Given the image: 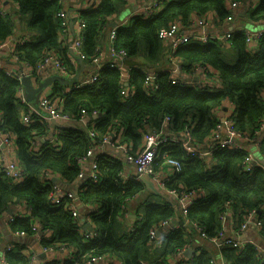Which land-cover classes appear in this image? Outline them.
Here are the masks:
<instances>
[{"label": "trees", "instance_id": "1", "mask_svg": "<svg viewBox=\"0 0 264 264\" xmlns=\"http://www.w3.org/2000/svg\"><path fill=\"white\" fill-rule=\"evenodd\" d=\"M12 1L16 6L11 13L3 15L0 12V41L18 36L21 41L16 44L15 52L34 68L51 51L57 52L73 68L68 58L69 42L62 37L61 18L58 16L63 7L60 0ZM228 1L167 0L160 11L147 18L135 15L128 27L118 28L116 38L111 43L116 50L127 51L129 59L125 62L130 68V85L135 88L125 101L121 94V70L108 66L109 62L104 63L92 84L73 87L66 92L67 85L55 82L53 94L64 96V112L69 113L77 123H80L82 110L92 114V119L93 112H97L93 126L54 127L49 121L38 118L24 122L22 117L28 106L16 96L22 84L0 70V132L15 136L16 157L25 173V179L17 183L0 172V219L13 205L25 204L29 208L28 215L9 219L7 227L1 229L0 237L4 234L14 237L13 234L17 232H25L27 236L41 232L39 242L43 249L49 246L55 250L65 247L75 254V260L52 259L46 264H74L77 260L83 263L89 257L99 255L120 259L123 264H144L143 261L152 264L156 260H152V257H156V254L167 262L168 257L190 243L189 232L176 229L163 243L151 248L150 231L172 216L182 217L177 215L172 203L167 200L161 203L146 197L141 206L143 213L138 214L134 225L128 230L124 228L122 220L128 218L122 216V206L148 189L139 180L125 182L121 179L119 173L124 169V162L119 157L103 152L97 162L99 182L95 183L89 178L81 182V203L96 206V209L86 210L85 213L92 223V230L96 232L94 238L85 237L80 229L83 222L79 217L50 201L48 194L53 185L50 180L44 179V174L51 170L60 175L66 183L65 187H73L81 171L78 160L90 148L103 145L111 132L135 148L141 142L143 132L161 127L166 115L171 120L170 132L183 137L189 131L194 143L206 144L220 119L215 110L222 108L226 100L234 104L233 128L250 142H258L264 155V33L254 47L248 45L244 28H236L230 31L229 47L227 43L221 44L216 40L193 41L169 53L182 61L187 72L199 66L214 68L220 82L218 87L207 86L200 90L173 84L170 80L172 72L162 68L165 45L158 35L159 30L177 18L188 25L190 17L206 15L210 11L217 12L220 18L229 17ZM234 1L242 3L251 19H264V0H260L254 9L247 4L248 0ZM128 3L129 0H102L96 8L82 10L80 19L85 27L81 51L85 54L86 65L91 66L93 58L101 55V36L113 16ZM17 28L20 30L18 35ZM138 56H144L146 60L140 61ZM141 66L156 74L154 84L159 88L152 90V94L146 93L145 73ZM91 130L96 133L95 136L90 134ZM178 144L163 149L168 157L184 162L182 169L172 175L169 184L186 191L201 188L208 192L207 198L199 199L190 206L187 215L208 236L202 238L198 230L192 225L189 227L191 230L193 227L202 241L191 258V264H212L216 254L212 244L216 243L210 239L218 237L223 231L221 214L228 202L237 224L242 221L246 210L256 208L263 225L256 231L259 238L248 241L244 249L221 244L226 262L264 264V253L259 250V246L263 247L264 244V168L253 165L251 173L245 172L243 161L249 153L244 149H217L213 152L211 164L203 159L187 158L189 156H186L184 148ZM162 161L163 158L158 160L156 167ZM148 191L153 196L154 192ZM46 230L51 234L46 235ZM13 240V247L5 251L6 260L9 264H29L30 258L21 251L26 245ZM163 262L157 260L155 264Z\"/></svg>", "mask_w": 264, "mask_h": 264}, {"label": "built area", "instance_id": "2", "mask_svg": "<svg viewBox=\"0 0 264 264\" xmlns=\"http://www.w3.org/2000/svg\"><path fill=\"white\" fill-rule=\"evenodd\" d=\"M161 1L163 0H154L152 5L144 8V12L143 14H140V16L147 18L150 14L156 11L154 10L156 5ZM60 2L63 5L62 9L58 13V16L61 18L62 37H64V39L66 37L65 42H69L70 54L68 55V58L73 68L69 64L65 63L63 58L55 51L49 52L43 62H41L36 68L30 66L29 63L22 61L16 54L15 46L21 40H19L18 37L16 38L13 36V39L10 37L5 41H0V53L2 50H6L9 53L8 60L1 58L0 55V70H3L8 76L17 79L19 82L22 81V78L29 76L35 86H37L49 74H58L65 78H73L76 75L77 69H79L80 66L79 60L81 59L83 64H85V54L81 51V38L85 24L80 19V13L83 9L96 8L98 4L102 2V0H60ZM228 2L230 3V7L233 12L236 11L240 5H242V3L234 0H229ZM3 5L4 0H0V12L3 15H6L8 11L3 7ZM151 6L154 8L152 9ZM196 25L201 27L207 25L205 15L197 16V18L194 16L190 17L188 25H184L182 21L177 18L170 22L167 27L161 28L158 32V35L162 39L163 44L169 49V52L172 53H174L179 46L193 41L207 42L214 39L221 44H230V32H227L221 36H215L213 38L206 34L196 35L192 32ZM120 27H122V23L116 22L109 30L110 45L108 51L110 55V62L107 63V65L112 68H119L121 70V94L122 100L125 101L129 95L134 93L135 88L130 85L131 74L128 72V70L124 69V66L127 64L125 61L129 59L127 51L125 49L116 50L111 43L116 38L117 29ZM244 30L247 43L252 47L254 46L252 43L255 42L257 44L260 36L264 33L262 31L251 33L250 30L246 28H244ZM92 62L93 63L91 66L86 64L83 66L86 69H82L80 77L75 84L68 85L69 87L66 89V92H69L73 87L80 88L96 81L102 67L104 66L102 53L101 55L95 56ZM180 67L182 68L183 66ZM141 68L145 73L144 87L146 89V93L152 94V90L159 88V85L154 84L156 74L152 70H148L142 66ZM211 70H213L211 66H199L194 69V71L187 72L189 75L188 77H182L180 75H176L175 72H172L170 80L173 84H179L185 87H193L200 90L207 86L218 87L217 84L219 79L217 78L216 73H211ZM214 76L217 78V81L214 80ZM16 92V96L19 98V100L28 106V110L22 117L24 122L28 123L35 118L47 121L56 120L61 124L74 122L72 120V116L69 113L64 112V96L54 95L53 92L45 93L40 97L38 104L35 105L27 101L23 85L20 86ZM233 112L234 109L227 110L224 115L220 117L219 122L216 124V127L213 130L212 136L208 139L206 144L202 145H198L192 141L189 136V131L183 137L170 132L169 122L171 120L167 115L163 118L161 127L149 129L147 132H143L142 140L136 145L135 148H131L128 143L121 141L118 134L111 132L110 135L104 139L103 145L90 148L86 155L78 160L81 171L73 187L67 188L65 187L64 183L61 184L60 180H62V178L60 175L54 174L51 170L45 171L44 179L50 180L53 185L48 197L55 205L62 206L64 209L70 210L75 217H79V204L81 201L79 190H76V187H78L77 183L85 178H89L95 183L99 182L100 177L98 176L97 163L98 156L103 152H106V145L111 144L112 148L110 151H107V153L112 154L115 157H119L124 162V169L119 173L121 179L125 180V182L130 180L141 181V177L143 175L147 176L155 182L156 187L166 196L167 201L172 203V208L177 212V215H182V217L172 216L166 220H163L157 225L155 229L150 231L151 248H155L163 243V240L170 234L172 230L185 229L186 231H189V227L191 225L201 233L200 235L202 238H208L205 230H203L202 227H200L195 222H191L187 218L190 206L199 199L207 198L208 192L201 188L186 191L183 188L177 189L171 187L169 182L172 181V175L182 169L184 162L182 160L168 157L167 154H164L167 151H164L163 153V149L165 146L180 143L178 146H182L184 148L186 156H189L187 158H198L207 162L210 158H213V152L217 149H246L244 140L247 139V137L240 132H237L233 128ZM95 115H98V113L93 112V117ZM1 120L2 113L0 112V122ZM92 121H94L92 119V114H88L86 110H82L80 124L87 126L88 124L90 125ZM263 129L264 124L262 126V130ZM90 134L92 136L96 135L93 130L90 131ZM0 141L2 144L1 146H3L2 148L5 147L9 152L15 149V136L13 134L8 132H0ZM255 143L259 147L258 142ZM6 155H8V152L4 154L0 151V172H3L7 176L11 177L14 182H22L25 179L24 170L16 158L8 157ZM161 158H163L161 165L156 167L157 161ZM87 162H90L91 164L90 172H85L84 170ZM243 165V170L245 172H252L253 166L250 164L249 154L247 158L244 159ZM260 166L264 168L263 165ZM54 177L57 178L56 181H52ZM137 196L138 195L133 197L131 200L137 198ZM81 204L82 207L86 208V210L92 211L96 209V206L94 205ZM225 206L226 209L221 214L223 217L222 224L224 223L226 216L228 217V215H230L229 210L232 208L229 202L226 203ZM121 214L125 218H128L133 214L128 212L126 203L122 206ZM87 220V222H91L90 219ZM262 225L263 221L260 219L258 210L256 208L246 210L243 213V219L238 225L235 236H225L224 232L221 231L218 237L210 240L216 244H225L238 249H244L248 240L242 241L240 240V236L250 229H253L254 231L260 230ZM38 228L39 225H37V230ZM80 229L84 231L86 238H94L96 236L95 230H84L83 223ZM45 234L50 235L51 231L46 230ZM16 235L23 237L27 236L25 232H17L15 236ZM189 245L190 244L188 243L184 248L179 249L171 256L178 257L180 262H183V264H191L189 258H192L197 250L192 249L193 253L188 258L186 254L190 249ZM12 247L13 244H10L7 247V250L11 249ZM62 250H66V248L62 247ZM259 250L263 251V247L259 246ZM21 251L24 253V249ZM43 251L48 253L57 250L49 246L45 247ZM27 256L30 258L29 264H34V257L29 255ZM1 257V264H9L6 260L5 252ZM69 259L75 260V254H71ZM107 259L108 258L105 255H99L89 257L83 263H80L77 260L74 262V264H108ZM46 262L44 264H46ZM143 263L149 264L147 261H143ZM211 263L217 264L214 259Z\"/></svg>", "mask_w": 264, "mask_h": 264}, {"label": "crops", "instance_id": "3", "mask_svg": "<svg viewBox=\"0 0 264 264\" xmlns=\"http://www.w3.org/2000/svg\"><path fill=\"white\" fill-rule=\"evenodd\" d=\"M167 0H163L161 1L159 4L156 5V8L154 10L160 11L162 9V7H164L165 3ZM154 3V0H129L128 5L130 7V16L129 17H124V19L119 20V12H117L114 16L112 21H110V24L108 25L107 29L105 30L104 34L101 36L100 41H99V45L100 48L102 50V60L103 63L106 62H110V55H109V45H110V41H109V35H110V28L112 26H114V23L116 22H129L130 20L132 21V18L135 15H140L143 14L144 12V8H146L147 6H150ZM260 0H248L247 4L250 5V8H255L259 5ZM228 10L231 12V15L229 17H225V18H220V16L218 15L217 12L215 11H210L209 13H207L205 15L206 20H207V25L201 27V26H197L192 30V32L196 35L198 34H206L209 35L211 38L215 37V36H221L226 34L227 32H230L236 28L241 29L245 26L250 25V27L248 28L250 30L251 33H256V32H264V19H260V20H253L249 17L248 14H246V8L243 5H240L239 8L233 12V10L230 7V3L227 2L226 3ZM15 3L12 0H4V5L3 7L5 9H7V11L9 13H11V10H13L15 8ZM152 7V6H151ZM154 7H152L153 9ZM154 12V13H155ZM195 18H197L196 15H194ZM145 18V17H142ZM17 22H19V20H17ZM125 27V26H122ZM128 27V26H127ZM20 29V27H19ZM20 33V30L18 31L17 28V35ZM16 38L18 36H15ZM14 37L12 36V39ZM213 41H215L213 39ZM11 43V42H10ZM227 47H229V44H226ZM252 45L256 46V43H252ZM253 46V47H254ZM169 49L167 48V46H165V53H164V57H163V65L162 68L166 69V70H170L171 72H175L176 75H180L182 77H188L189 75L187 74V71L180 66H183L182 61L177 57V56H172L171 54H169ZM1 58L3 59H9V53L6 50H2L1 53ZM138 60L140 61H144L146 60L144 56H138ZM128 64V63H127ZM124 66V69L128 70V72L130 73V68L128 67V65ZM86 69V68H85ZM211 73H216V71L211 70ZM52 75V74H49ZM48 75V76H49ZM217 75V74H216ZM206 77V76H205ZM218 78V77H217ZM217 78L214 76V80L217 81ZM219 79V78H218ZM34 84V83H33ZM35 86V85H34ZM38 86V85H37ZM217 86H220V82L218 81ZM69 86L66 87V89ZM53 85L48 87L46 89V91L43 93H52L53 92ZM48 91V92H47ZM42 94V95H43ZM230 109H234V104H232L230 101H224L222 108L215 110L216 115L222 117L224 115V113L227 110ZM94 119V118H93ZM51 126H56V127H62V125L59 124H55L53 123V121H49ZM76 123L75 125L83 127L82 124L77 123V122H73ZM63 126H68V125H63ZM264 130V129H263ZM244 144L246 149L249 152L250 155V164L253 165H263L264 166V157L262 156V153L260 152L259 147L255 144L252 143L250 141H248L247 139L244 140ZM1 141H0V151L4 154H6L8 152V157H12V158H16L17 159V155L15 153V149L12 150L11 152H9L5 147L2 148L3 146H1ZM111 144L106 145L105 150L106 153L107 151L111 150ZM18 160V159H17ZM19 162V161H18ZM209 163H213V158H210ZM91 169V164L90 162L86 163V166L84 168L85 172H90ZM86 179V178H85ZM84 180V179H83ZM60 182H63V179L60 180ZM81 181H79L78 184V189H76L77 191L80 190V186H81ZM64 185L66 184L65 182H63ZM146 197H150V193L148 190L144 191L143 193H140L137 198L133 199V200H129L127 202V210L129 213H133V215H131L130 217H128V219H124L123 224H124V228L126 230L129 229V227L132 225H134L138 214H142L143 210L141 209V206L143 204V202L146 200ZM151 199L152 195H151ZM13 213V214H11ZM85 213H86V208L85 207H80V216L79 219L84 222V221H88L85 217ZM230 215H228V217L226 216V219L223 223V232L225 236H235L236 230L238 228L237 222L234 220V218L232 217L233 214V210L232 208L229 210ZM29 214V208L28 206H26L25 204L23 205H13L6 213V215L0 219V231L2 228L5 227V222L10 218V217H14L17 215L20 216H25ZM134 216V217H133ZM142 217V215H141ZM88 223V222H87ZM3 226V227H2ZM92 230V229H91ZM3 231L5 232V229H3ZM90 231V230H88ZM189 241L190 245V249H196L198 251V248L202 245V241H200L201 239L198 238V235L195 233L193 227L192 230L191 228H189ZM248 232V236H250V239L247 237L246 240L248 241H252L251 240V236L256 238H259L256 231H254L253 229H250L247 231ZM39 237H40V233H37L35 235H32L30 237H28L27 242H26V246L24 247V254L27 256H32L34 257V264H44L46 261L56 259V260H61V261H65L68 260L69 256L71 254H73V252L66 250H62V249H58L57 251H53V252H44L43 251V247L41 246L40 242H39ZM15 241L13 240V237H10L8 234H4L2 237H0V260H1V256L3 255V253L7 250V247L14 243ZM196 247H195V245ZM264 247V244H262ZM221 244H212V249L214 251L215 256L213 257V259L216 261L217 264H226V260L222 254L221 251ZM23 250V249H22ZM263 252H264V248H263ZM192 254V253H191ZM191 254H187L186 256L189 258V256H191ZM107 263L108 264H123V261H120V259H116V258H112L110 256H107ZM159 260L160 262H163V259L161 256H159V254H156V257H152V260ZM189 260L191 261V258H189ZM120 261V262H119ZM1 264V263H0ZM162 264H183V262H180L179 258L176 256H170L167 258V262H163Z\"/></svg>", "mask_w": 264, "mask_h": 264}, {"label": "water", "instance_id": "4", "mask_svg": "<svg viewBox=\"0 0 264 264\" xmlns=\"http://www.w3.org/2000/svg\"><path fill=\"white\" fill-rule=\"evenodd\" d=\"M79 62H80L81 66H80L78 72L76 73V75L73 78H65V77H62V76H60L58 74H52V75H49L46 78H44L38 84V86H34L32 80H31V78L29 76H26V77L22 78L21 83H22V85L24 87L25 96H26L27 101L37 105L38 102H39L40 97L42 96V94L46 91V89L48 87L52 86L55 82H60L61 84H64V85H67V86L75 84L78 81V79L80 77V73H81V71L83 69V66H84L83 61L81 59L79 60ZM97 116L98 115H95L94 118H97ZM52 121H53V123L59 124V125H62V126L63 125L74 126V127L76 126L75 123L67 122V123L61 124V123H59L56 120H52ZM56 180H57L56 177H54L52 179V181H56ZM141 182H143L146 185V187L149 190H151L152 192L158 193V194H162L158 190V188L156 187L155 182L152 179L148 178L147 176L143 175L141 177ZM61 184H63V183L61 182ZM77 188L78 187H76V189ZM79 207H82V204H79ZM83 229L84 230H91L92 229L91 222H88V223L86 222V224L83 227ZM247 237L250 239V236H248V232H245V233H243L240 236V240L245 241L247 239ZM14 239L16 241H18V242H24L25 241L24 237H17V238H14ZM251 240H255V238L251 236ZM191 253H193V250L189 249L188 250V254L190 255Z\"/></svg>", "mask_w": 264, "mask_h": 264}, {"label": "rangeland", "instance_id": "5", "mask_svg": "<svg viewBox=\"0 0 264 264\" xmlns=\"http://www.w3.org/2000/svg\"><path fill=\"white\" fill-rule=\"evenodd\" d=\"M119 20L124 19V17H129L130 16V7L129 6H124L122 7L119 11ZM122 21V20H121ZM118 23H122V26H129L131 24V20L129 22H119ZM250 27V25L245 26L246 29H248ZM138 58V57H137ZM94 125V121L91 122L90 126ZM264 157V155H262ZM143 193V192H142ZM153 200L157 201V202H161L164 203L167 198L166 196L162 193V194H158V193H154L152 196ZM157 263V260L152 261V264Z\"/></svg>", "mask_w": 264, "mask_h": 264}, {"label": "clouds", "instance_id": "6", "mask_svg": "<svg viewBox=\"0 0 264 264\" xmlns=\"http://www.w3.org/2000/svg\"><path fill=\"white\" fill-rule=\"evenodd\" d=\"M244 28H245V27H244ZM93 118H94V117H93ZM93 120H94V119H93ZM248 141H250V140L248 139ZM254 143H255V142H254ZM255 144H256V143H255ZM256 145H257V144H256ZM257 146H258V145H257ZM244 150H247V149H244ZM247 151H248V150H247ZM248 153H249V152H248ZM259 166H260V165H259ZM62 183H63V182H62ZM147 189H148V188H147ZM148 190H149V189H148ZM150 191H151V190H150ZM150 197H151V196H150ZM80 204H81V203H80ZM12 214H13V213H12ZM132 215H133V214H132ZM17 216H20V215H17ZM10 218H12V217H10ZM10 218H9V219H10ZM9 219H8V220H9ZM8 220H7V221H8ZM7 221L5 222V227H7V225H8V222H7ZM83 223H84V222H83ZM85 224H86V223H85ZM85 224L83 225V227L85 226ZM13 235H14L13 238L23 237V236H18V235L15 236V234H13ZM28 237H30V236H26V237H24V238H25V241L22 242V243H24L25 245H26V242H27ZM68 259H69V258H68Z\"/></svg>", "mask_w": 264, "mask_h": 264}]
</instances>
